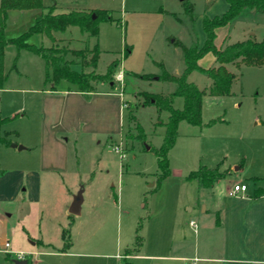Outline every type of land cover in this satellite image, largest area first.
Masks as SVG:
<instances>
[{
	"label": "rangeland",
	"instance_id": "rangeland-1",
	"mask_svg": "<svg viewBox=\"0 0 264 264\" xmlns=\"http://www.w3.org/2000/svg\"><path fill=\"white\" fill-rule=\"evenodd\" d=\"M42 3L45 7L54 5L55 12L107 11L110 20L98 19L96 36L82 32L77 26H69L63 32H54L53 39L32 33L27 38L28 43L63 49L64 58L72 69L85 73L105 74L114 60L119 65H113L111 84L108 80H90L94 91H109L113 95L87 94L81 98L83 103H77L60 94L31 91L52 86V82L45 80L44 59L26 49L17 50L12 43L7 44L3 86L28 90H0V139L5 140L0 146L23 145L25 149L21 154L26 160L23 159L25 164H22L28 168L14 172L12 163L18 160L6 157L0 148V161L2 159L5 165L1 168H11L3 180L6 200L1 207L6 216L0 222V247L8 240L12 252L22 249L29 261L40 259L39 264H62L65 261L60 255L44 253L50 247L42 248L31 242L41 241L44 245L61 248L62 231H67L65 235L69 233L71 238L67 237L74 243L75 250L86 253L79 258L80 264H144L148 260L131 258L134 252L153 254L159 247L163 252L170 241L173 251L177 247L185 253L192 251L198 234L188 221V217L194 216L184 209L186 192L188 195L190 190L184 175L187 167H192L190 155L194 149L185 134L188 133L186 128L192 125L179 126L177 141L167 153L171 173L153 190L159 169L157 156L150 148H158L162 143L165 113L153 104L144 105L142 93L166 91L172 85L157 79H142L135 74H160L157 62L167 71L176 68L182 51L171 40L176 38L189 45L196 37V21L193 30L185 7L192 5L198 18L204 1L42 0ZM37 11L10 10L5 37L17 38L25 33L35 22ZM247 12L236 19L246 16ZM235 28L219 29L218 40L227 29L232 38H241L247 33L246 29ZM251 31L261 39L264 20L257 21ZM95 45L100 51L96 66H82L81 55L89 61ZM210 54L203 56L202 66L206 65ZM119 70L124 74L122 99L126 103L120 116L116 101L120 89L115 82ZM48 71L51 72L50 68ZM235 81H241L244 94L255 84L259 85V92L264 93V65L248 66ZM65 82L61 80L54 87L77 88ZM181 105L182 99L175 98L173 107ZM13 111L21 112L14 114ZM136 123L143 131V141ZM115 146L125 153L123 158L115 152ZM232 183L228 184L232 186ZM80 189L83 190L81 211L73 215L69 207ZM127 247L131 248L129 257L125 255Z\"/></svg>",
	"mask_w": 264,
	"mask_h": 264
},
{
	"label": "crops",
	"instance_id": "crops-1",
	"mask_svg": "<svg viewBox=\"0 0 264 264\" xmlns=\"http://www.w3.org/2000/svg\"><path fill=\"white\" fill-rule=\"evenodd\" d=\"M172 1H178L180 3V0ZM203 1V12L198 15L199 17L196 20L197 35L191 39L189 45L197 42L200 47L205 41V33L202 29L203 15L209 17L221 15L228 8L226 0ZM252 12L254 11H248L246 16L241 19H236L225 26L216 28L214 43L217 49H221L226 44L244 40L249 35H253L256 39H259L251 30L257 21L264 20V14L255 12V15H252ZM237 22L239 24H236ZM223 27L233 29L237 27L235 29L241 30L246 29L247 33L243 34L241 38H232L229 35V29H227L224 35L221 34L223 38L218 40L219 29ZM40 36L43 37V35ZM263 38L264 35L261 39ZM210 55L206 65H201L203 57L198 60V64L203 68L216 66L217 63L214 55L212 53ZM177 62L176 68L168 71L169 73L178 75L182 72L184 68L183 55ZM118 65L119 63L117 67ZM247 67L241 66L238 69L232 64L226 65V68L236 76L238 74L242 75L244 69H247ZM258 69H262V67ZM187 80L196 84L199 89L204 90H208L212 83L207 75L197 70L190 72ZM167 83L172 85L169 89L152 93L165 94L171 92L174 89V84L172 82ZM241 84V81L234 80L231 85L230 95L205 94L203 96L201 126H194L186 121H180L178 124V128L182 123L192 125V127L194 126L193 128H186L188 132L185 134L186 139L190 141L194 149L190 155L192 167H187V173L184 175L190 187L188 195L186 192L184 209L188 214L194 216V218L188 217V221L194 220L197 224V231L194 233L198 235L195 237V245L192 251L185 253L184 249L178 247L173 248V251V242L170 241L168 247L163 249V252L159 251L160 247L153 254H140L136 251L131 258L148 260L144 264H160L150 262L154 260L178 261V264H190L191 259L194 257L198 258L197 264H264V93H260L259 85L255 84L251 90L248 92L245 91L246 94H244ZM0 90L2 92H9L17 90L27 91L28 89H16L4 85ZM41 90L44 94H60L66 99H73L77 103H83L82 99L84 94L74 87H63L61 89L55 87V90H51V87L31 89V91L38 92ZM89 94H93L94 96L97 94L113 95L109 91H94V89ZM122 97L119 96L118 100H116L119 108V116L124 110V107H122V103L124 102ZM175 98L182 99V105L179 109L182 108L183 98L180 96ZM162 111L165 113L164 119L167 122L168 112L165 110ZM19 112L21 111H13L14 114H18ZM214 119L218 121L208 125V122ZM0 148L7 155L6 157L18 160L12 163L14 165L11 168H14V172L19 173L22 172L21 168H28L27 165L24 166L22 164L24 163L23 159L26 160V157L21 154L24 153L21 152L22 150H17L12 147L7 148L5 145H1ZM3 163L4 161L1 159L0 222H3L6 216L2 212L1 207L2 202L6 200L3 194V180L7 175V170L11 169L10 167H2L4 171L1 168ZM199 166L209 168L217 167L220 172H228V175L215 181L211 186L204 187L198 180L186 178L190 171L197 169ZM232 177L235 178L233 179ZM231 181L233 182L232 184L244 183L246 189L240 191L237 196H231L229 194L231 185L228 184ZM7 216L9 217L11 214ZM6 242L10 244L9 250L12 251L11 243L8 240ZM6 242L0 247V264H15V261L20 259L17 258L16 254L5 251L8 250L5 247ZM72 244L74 243L72 242ZM31 245L36 244L31 242ZM71 246L66 251L43 250H46L44 253L60 255L65 261L62 264H80L79 258L86 255V253L79 252L75 250L73 245ZM130 249L127 247L125 250L127 257L130 256L128 253ZM19 251L23 252L22 249ZM37 252L40 253L43 251ZM23 259L27 261V264H39L40 262V259L32 261H29L26 257Z\"/></svg>",
	"mask_w": 264,
	"mask_h": 264
},
{
	"label": "trees",
	"instance_id": "trees-1",
	"mask_svg": "<svg viewBox=\"0 0 264 264\" xmlns=\"http://www.w3.org/2000/svg\"><path fill=\"white\" fill-rule=\"evenodd\" d=\"M226 2L228 3V8L223 14L213 17L207 15L202 16V29L205 33V41L202 46L199 47L197 42L191 45H185L176 38L171 40L172 43L182 51L184 68L180 74L169 73L161 62L156 63L161 69V73L158 75L135 74V76L142 79H157L172 82L174 84V89L167 94L142 93L144 105L153 104L158 111L165 110L168 112L167 122L164 123L165 132L162 143L158 148H150L157 156L159 169L156 174L153 190L158 189L161 181L171 173L167 153L176 141L179 122L186 121L189 124L201 126L203 96L205 94L223 96L231 94V85L236 79V75L230 72L226 68V65L232 64L238 69L241 66L264 65V38L257 40L253 35H249L246 39L226 44L221 49H217L214 43L216 28L231 23L246 11L253 10L256 13L264 14V0H226ZM12 9H38L39 13L33 25L25 33L17 38L8 39L5 37L4 30L8 11ZM185 11L189 16L194 30L197 16L194 13L193 6H186ZM93 14L95 15L94 18L92 17ZM98 19L110 20V17L107 11L100 10L92 12H55L54 5L45 7L43 6L42 0H0V89L3 87L6 78L4 73V53L5 47L9 43L14 44L17 50L26 49L44 59L45 66L47 67L45 80L52 82L51 90H55L54 86L61 80H65L76 85L78 91L87 95L93 91V86L90 84L91 79L96 81L108 80L111 82L112 79L110 75L113 70V65L118 64L115 60L108 65L105 74L85 73L82 70L77 71L72 69L71 63L64 58L63 49L53 45L49 47H35L33 44L27 42L28 36L32 33H37L49 39H53L52 34L54 32H63L69 26H77L82 32H87L92 36H96L98 33ZM127 51V47H125V54ZM207 53H212L214 55L217 63L216 66L203 68L198 64V60ZM99 54V48L95 45L91 50L89 61H86L84 55H81L83 56L82 66L90 65L94 68L99 59ZM13 67L15 68V64ZM48 68H50L51 72L48 71ZM194 70L204 73L211 79L212 83L208 90L199 89L196 84L187 80L188 74ZM177 96L183 98V107L180 109L172 106V101L174 97ZM130 119L135 121L133 116H131ZM216 121L218 120H211L208 122V125ZM135 127L140 135L139 138L143 141L144 134L141 127L138 123H136ZM2 141L5 142V140L0 139V142ZM227 173L226 171L220 172L217 167L209 168L206 166H199L197 169L190 171L186 178L196 179L202 186L208 187L215 181L225 177ZM65 234H67V231H62L61 237L63 245L61 248H55L50 244L44 245L41 241L36 243V245L45 248L50 247L52 251H66L71 247L72 241L69 240V233L67 235L69 237Z\"/></svg>",
	"mask_w": 264,
	"mask_h": 264
},
{
	"label": "built area",
	"instance_id": "built-area-1",
	"mask_svg": "<svg viewBox=\"0 0 264 264\" xmlns=\"http://www.w3.org/2000/svg\"><path fill=\"white\" fill-rule=\"evenodd\" d=\"M115 82L119 86V96H123V87H124V74L122 71H119L116 76H115ZM122 107H126V103H122ZM115 152L118 154L120 158H123L125 153H123L122 149L119 146L114 147ZM246 189V185L244 183H235L231 186L229 190V194L231 196H237L240 191H244ZM189 225L193 228V231H197V224L194 220L189 221ZM5 247L8 248V250H5L7 253H14L16 254L18 259H23L25 258V253L22 251H11L9 250L10 244L8 242L5 243ZM198 258L194 257L191 259L190 264H197Z\"/></svg>",
	"mask_w": 264,
	"mask_h": 264
},
{
	"label": "water",
	"instance_id": "water-1",
	"mask_svg": "<svg viewBox=\"0 0 264 264\" xmlns=\"http://www.w3.org/2000/svg\"><path fill=\"white\" fill-rule=\"evenodd\" d=\"M92 17L94 18L95 15L93 14ZM10 147L16 148L17 150H23L25 147L23 145H18L17 143H10ZM147 149L149 147L147 146ZM83 190H78L77 195L74 197L73 201L70 204L69 207V213L73 215H79L81 211V204L83 202V196H82ZM15 264H27V261L25 259L16 260Z\"/></svg>",
	"mask_w": 264,
	"mask_h": 264
}]
</instances>
